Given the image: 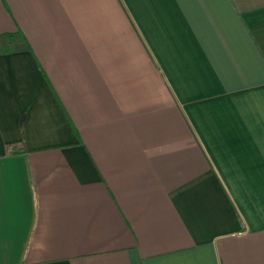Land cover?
<instances>
[{"label": "crops", "instance_id": "crops-1", "mask_svg": "<svg viewBox=\"0 0 264 264\" xmlns=\"http://www.w3.org/2000/svg\"><path fill=\"white\" fill-rule=\"evenodd\" d=\"M0 264H264V0H0Z\"/></svg>", "mask_w": 264, "mask_h": 264}, {"label": "trees", "instance_id": "trees-1", "mask_svg": "<svg viewBox=\"0 0 264 264\" xmlns=\"http://www.w3.org/2000/svg\"><path fill=\"white\" fill-rule=\"evenodd\" d=\"M29 45L25 36L20 31L0 35V54L28 49Z\"/></svg>", "mask_w": 264, "mask_h": 264}]
</instances>
